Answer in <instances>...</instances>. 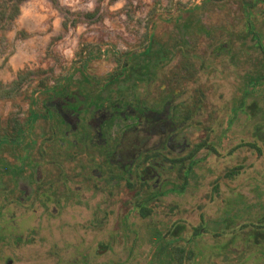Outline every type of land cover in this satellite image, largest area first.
Listing matches in <instances>:
<instances>
[{
    "label": "rangeland",
    "instance_id": "1",
    "mask_svg": "<svg viewBox=\"0 0 264 264\" xmlns=\"http://www.w3.org/2000/svg\"><path fill=\"white\" fill-rule=\"evenodd\" d=\"M20 10L0 21V83L32 73L0 99V264H264V0Z\"/></svg>",
    "mask_w": 264,
    "mask_h": 264
},
{
    "label": "trees",
    "instance_id": "2",
    "mask_svg": "<svg viewBox=\"0 0 264 264\" xmlns=\"http://www.w3.org/2000/svg\"><path fill=\"white\" fill-rule=\"evenodd\" d=\"M26 0H5L4 8L2 9L0 13V21L3 23V25L9 24L13 22L19 15H20V6L21 4ZM54 1V0H53ZM95 13L87 14V17H93ZM29 71H21L17 75V79L14 80L10 84H1L0 83V99L5 98H11L13 94L19 89L20 84L26 79L27 76H29ZM257 133L260 137L264 136V131H262L261 128L257 129ZM203 145H197L194 151H191L189 156H194L196 152H198ZM235 171L233 173H230L229 176H233Z\"/></svg>",
    "mask_w": 264,
    "mask_h": 264
},
{
    "label": "flooded vegetation",
    "instance_id": "3",
    "mask_svg": "<svg viewBox=\"0 0 264 264\" xmlns=\"http://www.w3.org/2000/svg\"><path fill=\"white\" fill-rule=\"evenodd\" d=\"M144 113V112H143ZM63 114H61V116H62ZM70 115H72V114H70ZM160 117H165V118H167L165 115H162V116H160ZM63 118V117H62ZM74 118H76L75 120L77 121V117H75L74 116ZM159 118V117H158ZM156 119V120H153L152 118L151 119H144V123L146 124V127L143 129V130H145L148 134H149V136H146V137H141L140 139H138V140H136L138 137H137V135H135L134 136V139H133V141L134 140H136V141H138V143H136V144H132L131 145V150H127V151H125V153H126V155L123 153V156H124V159L126 158H128V154L127 153H133L134 154V156H136L137 154H139V153H141V151H146V150H149V148H147L146 147V144H148L149 142H150V137L152 138V137H155L156 135H158V138H160V137H162V134L164 133V131H163V126L161 125L162 124V122H163V119L161 118H159V119ZM154 121H156V122H154ZM104 122V120L103 121H101V123H103ZM165 122V121H164ZM156 123L158 124V125H156ZM104 124V123H103ZM102 125V124H101ZM161 125V126H160ZM104 126H105V124H104ZM155 128H156V130H155ZM98 129H101L100 127H98ZM137 132V131H136ZM150 132L152 133V135H150ZM159 133H160V135H159ZM95 136V135H94ZM96 138H99V139H101V141L102 142H104L103 140H104V137H103V132L101 133V132H97V134H96V136H95ZM124 138H125V136H123V140H124ZM91 141H93V137H92V140ZM101 142V143H102ZM101 146H102V144H100ZM115 148V149H114ZM121 147L119 146V145H114V147H112V148H110L109 150H108V152H109V154H110V152L113 150V152L115 153V155L118 153V152H120L119 151V149H120ZM101 150V149H100ZM195 150V149H194ZM193 150V151H194ZM114 155V156H115ZM109 156V155H108ZM111 162H112V160H111ZM114 163V162H113ZM125 168V167H124ZM149 172H151V170H150V168H147L146 169V174L147 173H149ZM152 175V174H151ZM154 178V175H152L149 179L148 178H146V177H144V176H141V179L143 180V181H146V182H148V181H150V180H152ZM128 182H131V181H128Z\"/></svg>",
    "mask_w": 264,
    "mask_h": 264
},
{
    "label": "clouds",
    "instance_id": "4",
    "mask_svg": "<svg viewBox=\"0 0 264 264\" xmlns=\"http://www.w3.org/2000/svg\"><path fill=\"white\" fill-rule=\"evenodd\" d=\"M23 11V10H22Z\"/></svg>",
    "mask_w": 264,
    "mask_h": 264
}]
</instances>
